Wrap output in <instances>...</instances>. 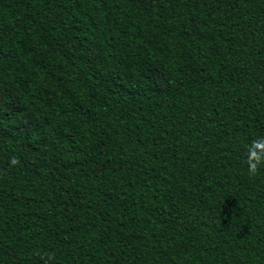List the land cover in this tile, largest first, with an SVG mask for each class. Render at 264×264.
Returning <instances> with one entry per match:
<instances>
[{
    "label": "trees",
    "instance_id": "trees-1",
    "mask_svg": "<svg viewBox=\"0 0 264 264\" xmlns=\"http://www.w3.org/2000/svg\"><path fill=\"white\" fill-rule=\"evenodd\" d=\"M260 135L264 0H0V264H264Z\"/></svg>",
    "mask_w": 264,
    "mask_h": 264
},
{
    "label": "clouds",
    "instance_id": "clouds-1",
    "mask_svg": "<svg viewBox=\"0 0 264 264\" xmlns=\"http://www.w3.org/2000/svg\"><path fill=\"white\" fill-rule=\"evenodd\" d=\"M12 164L18 161L13 159ZM247 172L250 177H255L262 169H264V135L257 136L246 147ZM51 259V256L48 257Z\"/></svg>",
    "mask_w": 264,
    "mask_h": 264
}]
</instances>
